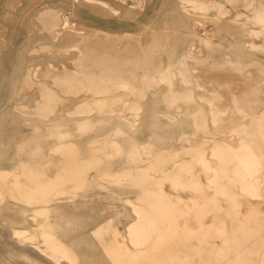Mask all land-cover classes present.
Listing matches in <instances>:
<instances>
[{
    "label": "rangeland",
    "instance_id": "obj_1",
    "mask_svg": "<svg viewBox=\"0 0 264 264\" xmlns=\"http://www.w3.org/2000/svg\"><path fill=\"white\" fill-rule=\"evenodd\" d=\"M0 264H264V0H0Z\"/></svg>",
    "mask_w": 264,
    "mask_h": 264
}]
</instances>
